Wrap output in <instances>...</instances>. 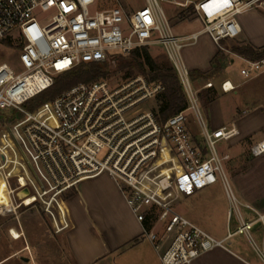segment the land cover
<instances>
[{
  "label": "built area",
  "instance_id": "built-area-1",
  "mask_svg": "<svg viewBox=\"0 0 264 264\" xmlns=\"http://www.w3.org/2000/svg\"><path fill=\"white\" fill-rule=\"evenodd\" d=\"M160 2L184 9L193 5L202 29L184 37L174 35ZM93 3L0 0V41L13 38L18 51L15 63H0V116L5 112L4 120L13 116L0 132V174L8 204L16 213L35 202H57L80 181L106 174L143 225V234L162 264H192L216 248L228 250L225 240L216 239L174 207L179 195L191 196L216 183L217 174L236 211L239 204L223 169L230 156L216 148L218 141H229L238 130L235 125L209 127L201 113L199 90L192 86L180 51L195 44L201 33H208L221 48L216 28L229 39L237 37L241 32L237 15L261 5L262 0H145L132 13L118 0L112 7L91 12ZM152 45L162 47L186 101L183 110L165 120L154 105L140 107L164 91L160 81L143 74L116 86L104 79L81 82L32 112L25 110L57 76L81 64H114L135 48ZM262 70L264 59L248 60L240 72L250 79ZM211 87L209 81L203 85ZM221 90L230 92L234 86L225 81ZM47 105L50 111L44 110ZM188 111L199 122L200 139L187 126ZM17 114L21 118L16 119ZM163 151L168 156L164 161ZM249 152L255 158L264 157V138L252 144ZM15 164L18 172L11 174ZM25 188L29 194L19 196ZM29 196L34 200L27 204ZM148 220L150 227L145 228ZM239 221L237 232L249 237L251 223ZM256 221L264 226V214H258Z\"/></svg>",
  "mask_w": 264,
  "mask_h": 264
},
{
  "label": "rangeland",
  "instance_id": "rangeland-1",
  "mask_svg": "<svg viewBox=\"0 0 264 264\" xmlns=\"http://www.w3.org/2000/svg\"><path fill=\"white\" fill-rule=\"evenodd\" d=\"M116 1L117 0H94V3L89 7V9L91 12H94L96 10L112 7L116 5ZM118 1L129 13L140 9L145 5V0ZM178 1L184 2L185 0ZM159 5L167 15L174 35L178 36L181 34H186L201 28L197 21H191L195 18L194 14L185 17L183 16L182 13L186 12L184 8L165 2H160ZM185 19L186 21H181ZM125 24L126 23H124V25ZM214 47L215 46L211 39L205 33L199 35L195 44L184 46L181 49V58L190 73L191 70L188 59L191 58L192 61L196 60L203 62L207 58V55L214 50ZM16 48L17 45L13 38L6 39L5 42L0 41V63H15L18 54ZM148 50L156 63L168 64V60L166 59L165 53L161 46L152 45L148 47ZM130 60L131 55H127L118 59V61H116L114 64H105V69L109 72V75L104 78V80H107L111 86H116L122 81H125L126 79L124 78V72L119 70V65ZM16 66L18 67V65ZM242 67L247 68V65L240 64L236 61L232 67V71L238 70L239 72L240 68ZM138 74H142V72L135 69L132 76ZM223 75L224 74L222 72H216L211 78L214 82H217L221 80ZM257 81L252 84L249 83L245 86V95L239 94L238 96H235L232 93H220L219 105L224 119L228 121V126L231 125L230 121H232L233 118L237 116V110H240L241 112H243V110L244 112H250L249 109L253 108L257 104H260L262 107H264V84ZM192 86L196 88V83L193 81V79ZM38 98H34L29 101L24 107L25 110L32 112L33 109H36V102ZM149 104L157 107V98L149 101L148 104L146 103L141 105L140 107L149 109ZM44 110L50 111L51 106L47 105ZM201 113L207 122V117L202 107ZM6 115L7 112L0 116V132L6 128L4 126L5 123L11 124V120L13 121L12 115H10L12 118L6 117L4 120ZM14 116L16 119L21 118L20 114ZM187 126L192 134L200 139L199 122L192 111H188ZM261 138H264V130H259L253 133L250 138H246L244 141H241V143L238 144H231L225 140H220L216 144V148L221 155L226 153L230 156L228 161L223 162V169L225 171L229 186L239 202H241L242 199L240 197V193L238 192L236 180H234L233 176L249 171L254 163H256L258 160L261 161L262 158L255 159L249 153V146ZM3 141L7 142L6 137L3 138ZM13 154L15 156V153ZM166 156V151H163L162 161H164ZM7 165L9 164L7 163L6 167H8ZM169 174L172 175V172ZM216 176V183L197 191L191 196L179 195V199L174 205L175 210L179 214L186 217L202 229L206 230L210 235L214 236L215 231L221 232V230H223L222 227H220V221L225 220L230 210L232 211L233 217L235 218L236 216L234 206L228 197L224 183L218 174ZM259 177L264 178V162L260 164ZM256 178H258V176L254 175L253 177L246 179V182L249 181L248 183L245 181H239L238 183L244 190L249 189L250 192H252V190L257 191L260 186L257 184ZM4 183L5 182L0 174V258L13 252L14 250L22 248L23 244L28 243L32 250H25L18 254L17 257L8 258L6 264H46L47 262L49 264H61L59 262L61 249L58 246L61 245V248L62 245H65V247L67 246L62 242V237L56 236V234H54L52 228V218L56 219L58 216L57 202L52 201L50 204L35 202L34 205L30 207L22 206L19 208V210H17L16 213H14L11 208V204H8L9 202L6 198V189ZM68 194V192L62 193L60 198L64 199ZM238 207L241 213L245 216L246 208L243 206V202L238 204ZM11 228H17L18 230L21 228L24 230L25 236H22V238L16 239L15 241H11V239H14L9 232ZM237 242H239V244L229 246L231 251L242 257L244 260L248 261L250 264H264V247H262L259 242H256L257 247H255L249 242L248 237L245 235H239L237 237ZM218 254L219 255L214 259L216 262L223 260V258H227L228 264H246L231 253L226 252L223 254ZM65 256L67 262L66 264H74L73 257L69 252L65 251ZM23 258H28L29 260L25 261ZM96 264H162V262L154 250L152 243L142 232L141 236L138 237L137 242H131L126 248L109 252Z\"/></svg>",
  "mask_w": 264,
  "mask_h": 264
},
{
  "label": "crops",
  "instance_id": "crops-1",
  "mask_svg": "<svg viewBox=\"0 0 264 264\" xmlns=\"http://www.w3.org/2000/svg\"><path fill=\"white\" fill-rule=\"evenodd\" d=\"M262 2H264V0H262ZM181 21H186V19ZM191 21H197L201 28L186 34L178 35L179 37L187 36L202 29V23L196 15ZM237 21L241 29L237 37L232 39L225 37L223 30L218 27L215 32L219 38L221 48L213 41L211 36L206 33L215 46L214 50L207 55V58L203 62L196 60L192 61L191 58L188 59L192 79L196 83V88L199 90L200 99L201 95L208 90L213 93V97L207 104H204L202 100H200L209 127L217 129L224 126L230 127L231 125H235L237 128L238 134L228 141L231 144L241 143V141H244L246 138H250L253 133L264 130V107L260 104L249 109L250 112H244V110L241 112L237 110V118L234 117L233 120L230 121V126H228V121L224 119L219 105L220 93H232L235 96L239 94L245 95V86L249 83L252 84L258 80L257 82L264 84V70L256 73V75L250 79H246L241 75L240 71L245 69L243 67L240 68L239 72L238 70L232 71V67L236 61L240 64L247 65V61L251 60L235 53L232 47L250 46L255 50L264 49V6H262V4H257L255 7L238 14ZM216 72H222L224 75L221 80L214 82L211 77ZM208 81L213 83V87L203 88L204 83ZM225 81L230 82L231 85L234 86V90L223 92L221 90V84ZM258 158H262L261 161L258 160L254 163L249 171L233 176L238 186V192L242 199L241 202H243V206L246 208L245 216L241 213L239 207L237 211L235 210V218L230 210L225 220L220 221V227H222L223 230H221V232L215 231V236L212 235L218 240H225V245L228 250L216 248L201 255L192 264H228L227 258H223L225 262L223 260L218 262L214 261L215 257L219 255L218 253L223 254L226 252L233 254L246 264H250L229 248V246L239 244V242H237V237L239 235L248 237L246 233L237 232L240 218L243 222L251 223V228L248 231L249 242L255 247H257L256 242H259L261 246L264 247V226H262L261 222L256 221L258 214H264V178L259 177V168L260 164L264 162V157H256L255 159ZM7 166L9 168V165ZM9 172L11 174L17 173V165L11 166ZM254 175L258 176L256 181L260 188H258L257 191L252 190V192H250L249 189L244 190L241 188L238 182H246V179ZM248 182L249 181L246 183ZM5 189L6 198L9 202L10 198L6 185ZM72 190H74V193L69 195ZM66 192L69 193L67 197L60 199L61 201H57V218H52L54 234L62 237V242L67 246L65 247V245H62V248L60 247L61 245L58 246L61 249L59 255V262L61 264L67 263L65 251L72 255L74 264H96L109 252L126 248L134 239L141 236L143 225L135 219L118 186L106 174L86 178L80 181L75 187L71 188L70 191ZM241 202L238 201L239 204H241ZM246 205H249L250 208ZM11 229H15L20 235V238L25 236V232L21 228L20 230L17 228ZM229 234L231 237H228ZM16 239H11V241H15ZM25 250H32L28 243L23 244L22 248L1 257L0 264H6L8 258L17 257L18 254ZM23 260H25V258H23ZM46 264L49 263L47 262Z\"/></svg>",
  "mask_w": 264,
  "mask_h": 264
},
{
  "label": "trees",
  "instance_id": "trees-1",
  "mask_svg": "<svg viewBox=\"0 0 264 264\" xmlns=\"http://www.w3.org/2000/svg\"><path fill=\"white\" fill-rule=\"evenodd\" d=\"M185 11V13H182L184 17L193 15V5H189L188 9H185ZM2 41L5 42L6 39ZM232 50L235 53L251 60L264 59V49L255 50L250 46H245L232 47ZM129 55H131V60L119 65V70L124 72L125 79L132 77L135 69H137L142 72L143 75H148L150 80L160 81L164 85V91L157 97L158 104L156 107L162 120L178 113L186 107L185 97L182 93L174 69L169 61V65L165 63H156L147 46L135 48ZM105 67V64H81L73 71L57 76L54 84L36 97H39L36 102V108L52 101L62 92L69 90L78 83L92 82L106 78L109 75V72L105 69ZM212 97L213 93L208 90L201 95L200 100H202L204 104H207ZM167 158L168 156H166L164 160ZM73 193L74 190H72L69 195ZM144 227H150L149 220L144 223ZM137 241L138 238L134 239L132 242L135 243Z\"/></svg>",
  "mask_w": 264,
  "mask_h": 264
},
{
  "label": "bare ground",
  "instance_id": "bare-ground-1",
  "mask_svg": "<svg viewBox=\"0 0 264 264\" xmlns=\"http://www.w3.org/2000/svg\"><path fill=\"white\" fill-rule=\"evenodd\" d=\"M50 123L54 124V120L50 119ZM32 200H34L33 196H29L26 203L29 204V203H31ZM11 230H12L11 231L12 237L17 238V239L20 238V235L18 234V232L15 229H11Z\"/></svg>",
  "mask_w": 264,
  "mask_h": 264
},
{
  "label": "water",
  "instance_id": "water-1",
  "mask_svg": "<svg viewBox=\"0 0 264 264\" xmlns=\"http://www.w3.org/2000/svg\"><path fill=\"white\" fill-rule=\"evenodd\" d=\"M262 6H264V2H262ZM29 194V191H28V189L27 188H25V189H23V191L22 192H20L19 193V196H21V195H25V196H27ZM25 260H29L28 258H25Z\"/></svg>",
  "mask_w": 264,
  "mask_h": 264
}]
</instances>
